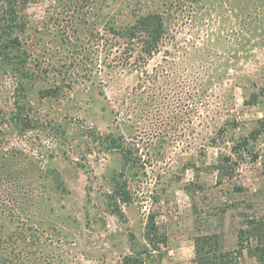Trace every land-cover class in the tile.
Here are the masks:
<instances>
[{"label":"rangeland","instance_id":"1","mask_svg":"<svg viewBox=\"0 0 264 264\" xmlns=\"http://www.w3.org/2000/svg\"><path fill=\"white\" fill-rule=\"evenodd\" d=\"M130 2L0 0L2 42L21 41L0 58V264H195L183 260L195 237L197 262L222 264L216 250L243 253L240 264L255 257L243 247H256L251 223L264 222V0H183L172 43L111 69L128 47L132 62L144 55L111 32L136 25ZM14 11L21 24L10 30ZM168 52L203 75L207 97L155 136L154 117L139 114ZM110 134L140 147L126 222L109 210L123 171L121 155L102 147Z\"/></svg>","mask_w":264,"mask_h":264},{"label":"trees","instance_id":"2","mask_svg":"<svg viewBox=\"0 0 264 264\" xmlns=\"http://www.w3.org/2000/svg\"><path fill=\"white\" fill-rule=\"evenodd\" d=\"M133 2V18L135 19L134 27H125L121 32L120 28L113 26L111 32L115 36H126L128 38V46H134L136 42L142 44V57H139L136 62H132L136 53V47L131 49L128 47L126 53H121L120 59L121 65L109 66L111 69L116 68H126L130 67L136 68L140 64H145L148 60L152 59L155 55L161 52V49L166 46V44L172 43L175 39V34L180 24L175 22L174 18L176 12V6H182L183 0H175L177 4L173 5H162L155 9H150L152 6L151 0H124ZM130 2V3H131ZM13 16L10 21L11 24L8 25V29L12 30L17 28L21 24L18 21V13L16 11L12 12ZM6 29L3 35H8L9 31ZM146 37H141V35ZM3 37L0 38V58L3 60L10 59L11 49H20L21 41L16 39L12 42L4 44L2 41ZM107 44L110 48H117V45ZM119 46L117 50H119ZM167 54V59H165V65L158 70H155V76H147L145 80L146 87L152 91L150 101L145 104L139 117H154L153 118V129L160 135L166 127L170 125L171 122L176 121L177 117H190L192 109L199 104H202V99H206V89L207 82L203 75L198 73H191V68L186 63L185 58H175L170 52ZM178 60V61H176ZM191 71V72H190ZM156 89V91H155ZM206 104V103H205ZM203 104L205 107L206 105ZM20 109V110H18ZM16 110L19 118H16V123L22 126V129L28 131L32 128L29 121L23 122V118L29 117V111L25 104L21 105L20 102L16 103ZM176 117V119H175ZM178 123V122H177ZM101 138V144L105 151L107 152H117L121 155L123 161V171L120 174L113 176L112 178V188L111 194L109 195V210L113 215L118 217L120 220L126 222V215L123 211L122 205L128 203L129 198V186L128 179L129 173L139 167V143L134 138H126L123 135L115 137L113 134ZM158 138V137H157ZM175 143V140H172ZM171 143V144H172ZM122 180V181H121ZM122 204V205H121ZM156 217L151 215L149 221L153 224L151 229L157 232V227L155 225ZM251 228L253 232V238L257 240L256 247L252 250L250 245L243 247L249 253L253 254L258 258L259 263L264 262V222L262 220L252 221ZM131 239L134 241L135 236L130 233ZM210 240L212 238H209ZM214 240L210 241L209 244H213ZM247 244L251 241V238L246 239ZM222 242V240H221ZM166 243V242H164ZM222 245V243H221ZM222 250V249H220ZM217 253H221L224 259L222 264H240L239 261L243 257V253L238 254L236 252H225L224 250H216ZM198 252V251H197ZM261 252V256L258 254ZM237 256H235V254ZM198 256V253H197ZM206 258V257H205ZM198 264H219L217 258H206L205 260H200Z\"/></svg>","mask_w":264,"mask_h":264},{"label":"crops","instance_id":"3","mask_svg":"<svg viewBox=\"0 0 264 264\" xmlns=\"http://www.w3.org/2000/svg\"><path fill=\"white\" fill-rule=\"evenodd\" d=\"M209 236V235H208ZM223 239H225V238H223ZM223 241V244L225 245V241L224 240H222ZM192 243H193V251H192V255H191V257H189L188 259H183V260H192V261H194L195 262V264H198L197 263V242H196V237L194 238V239H192ZM231 247V245L229 246V248ZM170 248V247H169ZM225 248V250H226V247H224ZM237 248H239V243H237L236 242V244L232 247V249L235 251V249H237ZM168 249V248H167ZM227 252V251H226ZM230 252V251H229ZM171 253L172 254H175L176 253V251H174V252H172L171 251ZM176 255H178V253H176ZM180 258H182V257H180ZM182 260V261H183ZM181 261V262H182ZM178 262V261H177ZM243 264H259V261L255 258V257H249V256H246L245 257V260H244V262H243Z\"/></svg>","mask_w":264,"mask_h":264}]
</instances>
